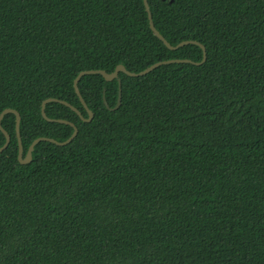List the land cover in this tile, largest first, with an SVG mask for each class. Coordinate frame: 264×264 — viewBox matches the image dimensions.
I'll list each match as a JSON object with an SVG mask.
<instances>
[{
    "label": "trees",
    "instance_id": "trees-1",
    "mask_svg": "<svg viewBox=\"0 0 264 264\" xmlns=\"http://www.w3.org/2000/svg\"><path fill=\"white\" fill-rule=\"evenodd\" d=\"M0 0V264H264V0ZM0 132V147L4 143Z\"/></svg>",
    "mask_w": 264,
    "mask_h": 264
},
{
    "label": "water",
    "instance_id": "water-1",
    "mask_svg": "<svg viewBox=\"0 0 264 264\" xmlns=\"http://www.w3.org/2000/svg\"><path fill=\"white\" fill-rule=\"evenodd\" d=\"M168 1L171 3L173 0H168ZM142 3H143L144 10L147 13L148 27H149V29H150V31L154 37H156L159 41H161L164 44V46L171 51H174L180 47H183V46L189 45V44L196 45L201 49V60L199 62H192L188 59L164 60V61L153 63V64L149 65L148 67H146L145 69H143L137 73L128 72L127 70H125V68L121 64L116 65L114 70L110 73H106L104 70H100V69L82 70V71L78 72L72 81V87H73V91H74L76 97L78 98L79 103L87 111V114H88L87 118L82 119L84 122L88 123L91 121L92 113L87 109L85 102L83 101V99L81 98V96L79 94L77 82L80 79V77L85 76V75L97 74V75H100L103 78V80L107 81V82L112 81V80H116V82H117V97H116L115 105L113 107L109 108L107 106L106 101L104 99V95H103L104 90H102V101H103L105 107L110 111H114L118 108V106L120 104V96H121L120 80L118 78V73H123L129 77H140V76L147 74L148 72L152 71L153 69H155L156 67L161 66V65L173 64V63L174 64L175 63H190L193 65H201L206 59L205 48L203 47V45L199 44L196 41H182V42H179L178 44H176L175 46H171L158 33V31L154 28L147 1L142 0ZM50 102L60 103L64 106L70 108L73 112H75L76 114L79 115L78 110L76 108H74L73 106H71L69 103L62 101V100L55 99V98H46L40 103V114L45 121L68 125V126L72 127V133L66 140H64L62 142H57L54 139L47 138V137H37L29 144L24 156L22 155V146H21L20 134H19V121H20L19 113L17 111H15L14 109H10V108L3 109L0 112V122H1V119L3 118V116L5 114L14 115V134H15V138H16V142H17V161L20 165H25L31 161V153L33 151L34 146L38 142L43 141V142H49V143L54 144L56 146H65L68 143H70V141H72L73 138L76 136L77 128L72 123H70L66 120H62V119L47 118V116L44 113V107H45V104L50 103ZM0 132L4 135V139H5L3 145L0 147V153H1L7 147L8 143H9V135L5 132V130L2 129L1 125H0Z\"/></svg>",
    "mask_w": 264,
    "mask_h": 264
}]
</instances>
